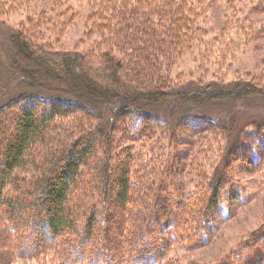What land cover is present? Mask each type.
I'll return each mask as SVG.
<instances>
[{"label":"trees","instance_id":"trees-1","mask_svg":"<svg viewBox=\"0 0 264 264\" xmlns=\"http://www.w3.org/2000/svg\"><path fill=\"white\" fill-rule=\"evenodd\" d=\"M39 1L45 0H0V23L18 12L33 14L32 17H26L24 24L11 35L8 47L14 51L10 59L17 75L23 79L22 83L33 89L41 85L43 89L38 93H18L0 107V113L9 111L8 118L11 117L12 121L10 128L7 127V122L1 124L4 121H0L3 125V136L0 138V221L3 219L4 222L0 225V264H15L18 260L43 255L45 251L58 252L62 264H159L168 249L167 246L164 247L165 235L180 234V221L173 213L174 210H171V202L168 199L162 201L158 197L160 184L157 187H147L145 180H140L142 185L139 188L143 189L144 194H137L133 207L125 215V221L130 227L128 232L125 231L127 226L123 231L122 225L118 227L123 217L121 212L108 217L111 213L109 207L114 203L106 198L109 189H112V197L119 204L120 210L128 206L133 194L128 177L131 164L134 163L129 152L131 143L142 139L148 143L153 133H156L155 140L158 136L166 140L169 137L175 145L180 144L179 141L186 144L181 135L189 130L217 134L220 129L228 140V133H232L226 126L223 129L219 120L205 115L200 118L185 116L176 120V114L179 110L183 112L185 107L178 105L164 116L150 113L140 106V102L164 104L166 98L174 95L185 101L182 105L193 101L203 105L215 100L233 101L236 97L264 96L261 88L249 81L235 82L234 88L218 86L201 91H189L188 88L179 91V88L172 89L170 80V72L177 61L197 47L203 49L219 45L220 58L216 63L221 69H232L234 54L239 49H242V54L252 50L264 52V29L253 28L246 19L237 23L230 16L225 20L220 33L214 34L213 30L204 25L207 24L205 20L200 22L204 8L199 9V5L193 6L188 0H95V12L88 19L92 29L85 38L88 39L95 33L99 41L79 54L76 51L73 54L66 52L56 58L52 45L40 39L44 37L45 29L60 27L55 21H62L60 18L67 11L57 10L60 2L55 0L49 11L36 12L34 5ZM208 4L212 5L213 2ZM259 11L264 13V10ZM229 51L232 52L228 55ZM261 61V68L264 69V54ZM95 65L101 66V74L94 69ZM261 77L264 79V72ZM51 81L66 83L73 92L87 95L88 101H85L88 105L59 94H51L54 89L46 85ZM128 89L133 92L128 94ZM44 91H49V95H45ZM194 92L199 94H192ZM98 101L116 104L110 110L111 116L102 117L105 126L95 122L86 131L77 134L70 131L71 134H67L64 142L73 141L74 144H70L72 148L68 147L64 153L56 149L57 155L49 160L51 163L55 160L50 172L47 171V163L34 166L33 169H37L39 174L43 172L42 178L35 182L28 183L14 177L16 170L24 171L28 163L34 164L42 160L40 154L30 151L38 143L47 146L46 148L51 147V142H47L45 138L50 124L56 121L57 116L65 117L74 113L93 118V107ZM13 107L18 110L17 115L15 109L10 110ZM87 123V126L90 125L91 120H87ZM200 125V129L194 130ZM115 132H119L120 137H116ZM257 132L252 135L246 132L242 142L247 139L249 141L245 144L241 145L237 140L228 142L224 156V159L227 157L226 163L237 160H250L252 163L251 160H258L264 149V127ZM69 135H72L70 140ZM196 143L193 142V146ZM121 145L124 146L120 147ZM28 151L31 161L27 163ZM190 156V153L182 154L175 150L167 161V179L169 178L176 193L184 199L178 202L179 206L182 201L186 203L187 199L184 197L182 175L177 171L185 172L179 162ZM88 161H95L96 166L92 168L97 176L86 182L84 177L81 179L85 172L80 169L85 164L88 166ZM226 163L222 167L224 171L228 167ZM112 176L113 184L109 181ZM222 176L224 177V173L219 176L218 181ZM210 181V190L202 201L201 225L199 226V222L191 224V228L194 226L191 238L198 237L200 231H204L209 211L213 213L219 209L221 199L218 181ZM10 182L20 194L13 196L5 192ZM78 185H83L80 189L85 192L86 188L87 193L82 202L77 200L78 204H75L72 203L73 197L70 194L74 186ZM169 193L172 195V191ZM94 196L98 201L97 211H94V215L90 213L85 230L81 229L84 242L73 236L79 231L82 205ZM147 198L155 207L142 213L141 208L149 206L145 200ZM90 204L95 206L96 203L90 201ZM93 206L91 208L96 209ZM190 207L191 205L188 209ZM200 219L198 217L197 221ZM96 220L104 224L100 227L99 236L97 234V239L93 241L91 239L96 236L98 224ZM113 226L123 232L122 236L128 234L124 237V244L121 235L118 239L108 238V229ZM254 238L255 242L262 245L260 241L264 238V231ZM96 240V246L94 243L89 245L90 241ZM248 244L251 245L250 242ZM243 246L244 249L249 248L246 244ZM121 250L123 255L119 253ZM244 259L245 257L240 260V264H264V254H257L254 259Z\"/></svg>","mask_w":264,"mask_h":264},{"label":"rangeland","instance_id":"rangeland-1","mask_svg":"<svg viewBox=\"0 0 264 264\" xmlns=\"http://www.w3.org/2000/svg\"><path fill=\"white\" fill-rule=\"evenodd\" d=\"M56 1L60 2V7H56L57 10H65L67 12L62 19L60 18L62 21L54 20L60 27L58 29H45L43 31L44 37L40 39L42 42L52 45L54 51H56V58H60V56L64 55L66 52L73 54L72 52L76 51L77 54H79L91 48L95 42L99 41V37L95 33H93L90 38H85L87 32L92 29V24L88 22V19L90 15L95 12L93 11V6L96 4L95 0ZM188 1L193 6L199 5V9H202V7L204 8L201 15L202 21L200 22L205 20L207 24L205 23L204 25H206L208 29L213 30L214 34L220 33L225 20L230 16L233 17L237 23L246 19L248 24L253 28L264 29V13L259 11L264 10V0ZM52 2H55V0L39 1L38 4L34 5V10L36 12L42 10L49 11L52 9ZM210 2H213V4L209 5L208 3ZM32 16L33 14L26 15L22 12H18L16 15L10 16L0 23V107L4 106V102L7 103L9 98H12V96L18 93L30 94L31 92L38 93V91L43 90L41 89V85L33 89L31 86L22 83L23 79L17 75L15 67L12 65V60L10 59L14 51L8 47L11 35L24 24L26 17L29 18ZM218 50L219 45L215 44L214 47L210 46L203 49L197 47L191 53L184 55L177 61L170 72L172 89L177 90V88H179V91H181L188 88L189 91H201L202 89L218 86L234 88L236 87L235 82L237 84L241 81H249L251 83L254 82L261 88V92H264V79L261 77L264 72V69L261 68L263 63L261 61L264 54L263 51L259 52L257 50H252L249 53L242 54V49H239L234 54L232 69L228 67L221 69L216 63L218 58H220ZM231 52L232 51H229L228 55ZM94 69L100 71L99 73L101 74V66L95 65ZM25 82H28V80ZM46 85L54 89V93L51 94H59L71 100H75V102L81 101L86 103V101H88L86 98L87 95L73 92L66 83L51 81ZM44 92L45 95H49V91ZM132 92L131 89H128V94ZM192 94L199 93L194 92ZM180 99L181 98H176L173 95L169 99L166 98L164 104L140 102V106L150 113L164 116L172 109L175 110L178 105L181 108L185 107L183 112H180V110L178 113L176 112V120L191 115L196 118H200L201 115H205L211 119L214 118L220 121V126L223 129L226 126L230 133H232H228L229 140L219 129L217 134H212L211 131H199V133L189 130V133L187 132L181 135L184 136L186 144L182 143L184 141H179L180 144L175 145L169 137H167L166 140V138L163 137L159 138L158 134V139L155 140L156 133L151 134V139L148 143L147 140L143 139L136 143L129 142L132 144L129 152L134 158V163L131 164V173L128 175V177H130L133 194L130 197L128 206L120 210L118 207L119 204L115 202L112 197V189H109L106 198L114 203L109 207L111 213L108 214V217L112 214L114 215L121 212L123 217L121 220L119 219L120 222L118 221V227L122 225L121 228L123 231V228L127 226L128 229L125 228V231L128 232L130 227L125 221V215L127 212H130V207H133L132 204L135 202L134 199L137 194L140 193L141 196L144 194L143 189L141 190L139 188L142 185L140 180L144 179L147 187L150 185L153 187H157L159 184L161 185L157 193L159 199L162 201L168 199L171 202V210L173 209L176 212L172 210L180 221L178 225V233L180 234L165 235L164 247L167 246L168 249L159 264H240V260H242L243 257H245L244 260H246L248 257L254 259L257 254L263 255L264 238L260 241L262 245H259L254 241V239H256L254 237L264 231V149L260 154V160H251L252 163H250V160H237L229 164V162L226 163L227 157L224 159V156L228 142L237 140L241 145L243 143L245 144L249 141V139H247L242 142L243 135H245L246 132L252 135L257 131L259 132V129L264 127V96H250L246 98L236 97L233 101H228L227 99L215 100L209 104L203 105L198 104L196 101L182 105L185 101L183 102ZM113 105L116 106V104L109 105L98 101L93 107L94 110L93 108L91 109L94 112L93 118L90 115L84 117L83 115L74 113L65 117L57 116L56 121H52V124H50L49 131L46 133L45 138L47 142L49 140V143H52L49 144L51 147L46 148L47 146L45 147L43 144L38 143L34 145L32 147L33 150L30 151V153L34 151L36 154H40L42 160H38L34 164H29L28 161H31V156H29L28 151L26 153L28 166L24 171L16 170L14 177L24 179L28 183L35 182L37 179L42 178L41 175L43 172L39 174L37 169L34 170L33 167H39L43 163L44 165L47 163L46 167H48L47 171H49L53 166L52 163L55 161L53 160L51 163L49 160L50 157L53 158L57 155L56 149L64 153L68 147L72 148V143L74 144L73 141L69 143L64 142L67 134H71L70 131L72 133L74 132L73 134L86 131L92 124H96L95 122H99L101 126H105L102 117L107 118V116H111L110 110L113 108ZM12 109L16 110L15 115H17L18 110L16 107L10 110ZM8 113L9 111H2L0 113V121L1 119L4 121V123L2 122L1 124L7 122V127L10 128L12 121L11 117L8 118ZM100 117L101 120L99 121L98 119ZM87 120H91L88 126ZM1 124L0 138L3 136V125ZM79 127L82 129L79 130ZM201 127L202 125L194 130H198ZM114 135L120 137L121 134L115 132ZM68 138L70 140L72 135H69ZM195 141L197 143L193 146V142ZM121 144H124V142L121 141ZM61 145H65V147ZM122 146L124 145L120 147ZM120 147H118L117 150H119ZM175 150L182 154H191L190 157H186L179 162V165L181 164V168L185 169V172L182 170L177 171L182 175L181 180L182 187L184 188V197L187 199V202L185 201L186 203H184L182 201L180 206L178 202L184 199L172 188L171 182L168 180L169 178L167 179L168 175L165 174L167 170V161ZM54 151H56V154H54ZM43 158L45 159L43 160ZM94 162L90 161L89 163L88 161V166H85V164L81 167L80 170L85 172L81 178L82 180L84 177L86 182H89L90 179L97 176L94 172V168H92L96 166ZM225 163L228 165L226 171L222 169ZM223 173L224 177L222 176L220 181H218L219 176ZM210 180L212 182L218 181L221 203L219 209H216L213 213L209 211V215L207 216L208 221L205 222L204 231H200L198 237L191 238V229L194 227L191 228V224L194 225L195 223L196 225L199 222V226L201 225L200 218L203 214L202 201L204 196L208 194V190H210V187L208 189ZM109 181L111 184L114 183L113 176L110 177ZM81 186L83 185L74 186L72 189L70 194V196L73 197L71 198L72 203L78 204L77 200L79 203L84 200L87 191L85 188V192H83L80 189ZM15 190V185L10 182L5 192L13 196L20 194V192H16ZM169 191H172V195ZM173 192L175 193L173 194ZM146 196H148V194ZM145 200L148 201V198ZM90 201H94L96 203L95 206H93L94 203L90 204ZM149 201V206L141 208L143 210H140L142 213L155 207L154 204ZM97 202L94 196L92 200L85 201L82 205V214L79 218V231L73 236L74 238L79 240L83 239L84 234L81 229L83 228V230H85L87 217H90V213L92 212V215H94V211H97ZM189 205H191V207L188 209ZM92 206L96 209L93 208V210L91 208ZM108 217L106 216L105 218L108 219ZM194 217L195 219H193ZM198 217L200 219L199 221H197ZM96 222L98 224L95 229L96 236L91 239L93 241L97 239V234L99 236L100 227L104 224V222L100 220H96ZM2 224H4L3 219L0 221V225ZM108 231L110 235L108 236L109 239H118L119 235H121L124 244V237L128 234L122 236L123 232L116 228V226L108 229ZM178 235L180 236L178 237ZM83 241L86 242L84 239ZM248 242L251 243L250 246ZM89 243V245L94 243V246H96L98 240L95 242L90 241ZM244 244L248 245L249 248L244 249ZM87 247L88 245L85 247V252L88 249ZM119 253L123 255L122 250ZM15 264L62 263L58 252L45 251L43 255H37L22 261L18 260Z\"/></svg>","mask_w":264,"mask_h":264}]
</instances>
